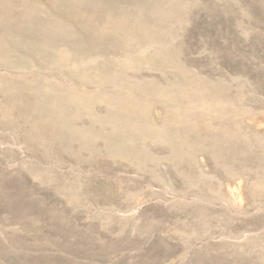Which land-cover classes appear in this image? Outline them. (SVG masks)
<instances>
[{
    "label": "rangeland",
    "instance_id": "obj_1",
    "mask_svg": "<svg viewBox=\"0 0 264 264\" xmlns=\"http://www.w3.org/2000/svg\"><path fill=\"white\" fill-rule=\"evenodd\" d=\"M0 264H264V0H0Z\"/></svg>",
    "mask_w": 264,
    "mask_h": 264
},
{
    "label": "bare ground",
    "instance_id": "obj_2",
    "mask_svg": "<svg viewBox=\"0 0 264 264\" xmlns=\"http://www.w3.org/2000/svg\"><path fill=\"white\" fill-rule=\"evenodd\" d=\"M42 94V93H41Z\"/></svg>",
    "mask_w": 264,
    "mask_h": 264
}]
</instances>
